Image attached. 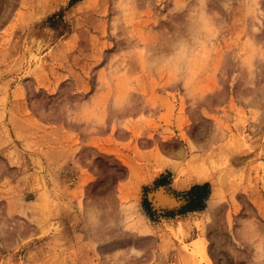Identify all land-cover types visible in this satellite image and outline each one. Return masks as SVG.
Listing matches in <instances>:
<instances>
[{"label":"rangeland","instance_id":"374dc122","mask_svg":"<svg viewBox=\"0 0 264 264\" xmlns=\"http://www.w3.org/2000/svg\"><path fill=\"white\" fill-rule=\"evenodd\" d=\"M0 264H264V0H0Z\"/></svg>","mask_w":264,"mask_h":264},{"label":"bare ground","instance_id":"6f19581e","mask_svg":"<svg viewBox=\"0 0 264 264\" xmlns=\"http://www.w3.org/2000/svg\"><path fill=\"white\" fill-rule=\"evenodd\" d=\"M199 177L201 178L202 176H199ZM216 191H217V188L214 189V192H216ZM151 197H153V200H154V202H156L157 205L165 204L167 206V205H174L178 202L173 196L168 194L166 191L162 190V188L157 190L156 192H154L151 195ZM203 248L205 250L206 246L203 245Z\"/></svg>","mask_w":264,"mask_h":264},{"label":"trees","instance_id":"16d2710c","mask_svg":"<svg viewBox=\"0 0 264 264\" xmlns=\"http://www.w3.org/2000/svg\"><path fill=\"white\" fill-rule=\"evenodd\" d=\"M209 185V183L208 182H206V183H204V184H196V185H194L192 188H191V190H190V194H195V196H196V194H200V192L203 190V189H205L207 186ZM198 198V196L196 197V199ZM202 198V197H201ZM191 207L192 208H194V207H200V204H196V205H191Z\"/></svg>","mask_w":264,"mask_h":264}]
</instances>
